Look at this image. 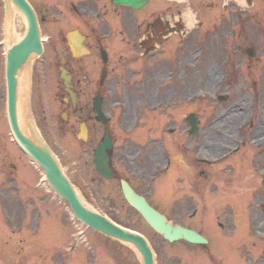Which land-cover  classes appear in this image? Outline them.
Returning <instances> with one entry per match:
<instances>
[{
	"label": "rangeland",
	"instance_id": "obj_1",
	"mask_svg": "<svg viewBox=\"0 0 264 264\" xmlns=\"http://www.w3.org/2000/svg\"><path fill=\"white\" fill-rule=\"evenodd\" d=\"M210 1L190 0L185 6L190 35L184 39L181 51L174 53L173 49L178 37L160 54L163 58L174 54L175 67L170 64L154 68L151 58L143 62L133 56L135 61L126 71L112 72L108 90L104 91V112L111 121L115 141L113 167L119 179L130 180L150 199L165 194L166 158H175L183 147L192 145V139L183 133L189 129V113H195L201 121L198 139H214L223 129V122L236 126L239 121H248L247 139L252 138L253 145H257L255 138L264 125L263 0H252L254 7L247 0H214L216 6L209 15L200 2ZM13 18L16 40L17 35L24 34L26 24L19 13ZM198 19L204 23L201 30L195 29ZM251 47L256 49L254 58L246 54ZM33 92L41 99L32 98L36 126L84 201L117 224L143 234L155 251L157 264H204L198 246L164 240L126 202L119 180L98 173L94 151L103 138V126L94 124L83 140L79 125L75 121L66 123V114L54 101V91L46 85L45 77L35 84ZM11 163L16 164V171H12ZM42 178V169L12 141L0 62V264H142L132 246L107 238L74 219L68 205L47 183H41ZM249 189V200L243 206L237 201L235 210L238 219L242 213L248 216L245 222L235 221L231 227L228 224L230 228L223 236L216 235L217 242L224 247L232 241L236 264H264V186L261 180L253 181ZM189 193L179 195L185 206V201H192ZM219 206L224 207L222 202ZM190 212L184 211V217L172 220L197 229L210 225L205 218L208 216L191 217ZM219 213L218 219L224 221L222 209ZM229 219L231 222L233 218Z\"/></svg>",
	"mask_w": 264,
	"mask_h": 264
},
{
	"label": "flooded vegetation",
	"instance_id": "obj_2",
	"mask_svg": "<svg viewBox=\"0 0 264 264\" xmlns=\"http://www.w3.org/2000/svg\"><path fill=\"white\" fill-rule=\"evenodd\" d=\"M31 2L43 37V55L36 58L32 65V87L42 83L45 77L46 85L54 91V101L66 114V123L75 121L79 131L81 125L85 124L88 134L92 132L94 124L99 125L93 106L100 97L104 111V91L108 90L109 77L115 69L118 72L126 71L135 61L133 56H141L144 60L151 58L149 62L154 68H164L170 64L173 68L177 65L175 55L169 54L163 58L160 54L166 51V45L175 42L178 37L173 49L174 53L179 49L181 51L184 39L190 35L184 18L185 6L189 3L185 1L149 0L148 9L146 6L139 11L115 6L113 0ZM248 3L250 7L255 6L252 0H248ZM200 4L206 7L209 15L216 6L214 0ZM4 18L5 5L0 0V62L3 69L6 53ZM197 24L195 29H203L201 19ZM34 98L37 101L35 93ZM110 123L108 121L103 125L105 132H111ZM223 123V129L217 131L214 139L208 136L198 139L202 133L201 123L200 131L194 138L190 137L189 129L184 130L183 133L192 139V145L183 147L184 150L178 151L175 158L170 157L172 148H169L165 171L166 195L160 197L158 194V199H150L144 194L152 206L170 219L184 217V211H191V217L208 218L212 222L203 229H197L208 240L207 246H199L204 264L207 261L211 264H236L234 244L230 242L220 247L216 235L223 236L228 224L231 227L235 221L245 222L248 216L244 213L240 214L239 218L243 216L240 219L236 216V202L243 206L249 200V185L253 181L260 183L261 180L264 186V125L261 134L255 138L257 145L253 146V139L249 141L246 136L249 132L248 121H239L236 126L232 122ZM170 134L174 135L175 131H170ZM187 148L189 151H185ZM201 150H205V153L200 154ZM183 191H190L191 200L195 199V203L185 201L186 206L183 205V199L179 196ZM219 202L223 203V208H220ZM219 209H222L224 221L218 219ZM213 219L219 232L215 231ZM174 222L192 228L189 224Z\"/></svg>",
	"mask_w": 264,
	"mask_h": 264
},
{
	"label": "water",
	"instance_id": "obj_3",
	"mask_svg": "<svg viewBox=\"0 0 264 264\" xmlns=\"http://www.w3.org/2000/svg\"><path fill=\"white\" fill-rule=\"evenodd\" d=\"M148 0H114L116 5H127L138 9L146 4ZM7 8V18L11 20L12 5L24 16L27 22L26 35L21 41L8 47L6 63V83H7V120L13 139L34 162L43 167L45 175L55 192L66 200L76 218L104 235L118 241L132 245L140 254L142 264H156L155 255L149 242L141 235L117 226L106 216L87 206L76 192L74 186L64 174L59 162L52 151L36 132L30 120L31 136L25 134L18 122L17 94L18 78L23 70L29 74V64L34 55L42 53L40 31L36 15L27 0H5ZM248 55L254 56L255 50H247ZM95 112L98 120L106 121L100 105L97 103ZM111 140L108 135L95 150L94 163L98 172L106 177L113 178L111 169ZM121 189L126 201L138 211L150 227L169 242L185 240L192 244L207 243L198 233L173 225L162 214L152 208L146 199L138 195L125 181H121Z\"/></svg>",
	"mask_w": 264,
	"mask_h": 264
},
{
	"label": "bare ground",
	"instance_id": "obj_4",
	"mask_svg": "<svg viewBox=\"0 0 264 264\" xmlns=\"http://www.w3.org/2000/svg\"><path fill=\"white\" fill-rule=\"evenodd\" d=\"M22 35L23 34L17 35L16 40L22 38ZM29 68H31V62L29 64ZM26 73H27L26 70H24V73L21 74L19 77V86H18V94H17L16 102H17L18 122H19L20 128L25 134H27L28 136H31V130H30V125H29L30 120L28 121L30 114L28 110L29 94H28V84H27V81H29L30 79V70H29L28 76L26 75ZM31 120L36 129V132L38 133L39 130L35 126V120L32 118ZM260 130L261 128L259 129V131Z\"/></svg>",
	"mask_w": 264,
	"mask_h": 264
}]
</instances>
